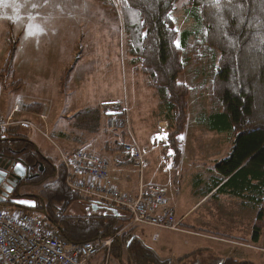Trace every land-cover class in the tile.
I'll return each instance as SVG.
<instances>
[{
  "label": "rangeland",
  "instance_id": "1",
  "mask_svg": "<svg viewBox=\"0 0 264 264\" xmlns=\"http://www.w3.org/2000/svg\"><path fill=\"white\" fill-rule=\"evenodd\" d=\"M186 3L187 0H181L175 14L180 32L193 27V22L184 13ZM118 4V0H0L2 70L12 61V75L7 76L0 110L8 114L16 105L18 111L32 105L42 106L40 115L44 118H32V126L21 127L19 132L29 137L36 146V152L50 159L56 167L62 164V154L86 149L109 162L119 157L118 161L130 170L121 151L123 144L130 142L132 136L142 149L151 151V166L145 174V182L171 185L176 189L181 186L180 216L190 207L200 204L193 214L195 219L202 221L205 217L210 222L206 226L214 232L213 235L237 238L245 244L255 222L253 209L239 210L240 199L236 198H228L230 202L222 204L214 203L213 199L201 203L206 185L215 178L216 163L227 159L233 148L230 137L212 131L206 120L210 112L207 80L203 72L206 61L198 64L194 56L179 78V83L188 87L190 96L187 125L178 138L177 158L169 140L168 123L162 120L156 91L148 86V78L127 54L126 34ZM15 83H21L16 90ZM107 101L120 104L125 110L124 116L121 120L104 117L100 132L93 136L83 135L87 145L78 148L73 140L80 134L78 138L70 136L75 135L73 116ZM112 123H115L114 128ZM160 127H166L163 133ZM152 141L155 145L160 142L153 153ZM164 142L169 146H164ZM114 146L122 147L121 151L108 157ZM170 151L175 153L176 167L165 172L166 165L162 159ZM19 192L24 196H37L40 187L23 186ZM212 206L223 214V220L214 214L216 210ZM88 210L75 204L68 208L67 214L80 216ZM189 226L183 223V232L195 234L196 231ZM130 236L138 238L160 260L171 264H177L192 247L186 245L185 241L190 237L185 233L153 227L138 226ZM154 236L159 239L156 243L153 242ZM260 241V244L252 243L251 247L264 250V235ZM198 243L200 249L207 251H195L179 264H218L227 256L223 252L232 249L218 242L201 240ZM104 258L101 252L93 264H103Z\"/></svg>",
  "mask_w": 264,
  "mask_h": 264
},
{
  "label": "trees",
  "instance_id": "2",
  "mask_svg": "<svg viewBox=\"0 0 264 264\" xmlns=\"http://www.w3.org/2000/svg\"><path fill=\"white\" fill-rule=\"evenodd\" d=\"M180 1L118 0L127 54L148 78V86L156 91L177 158L178 138L187 125L190 96L179 78L194 56L198 64L206 61L203 72L210 100L206 120L212 131L228 135L233 146L230 156L216 163L215 178L206 185V191L216 189L218 194L240 199L255 209L252 240L258 243L264 235V0H187L183 9L193 27L182 32L175 20ZM11 62L4 70L0 65L3 90L7 88V76L12 75ZM20 86L15 83V90ZM26 110L40 115L42 106L32 105ZM124 112L118 103L80 111L73 116V134L75 138L80 134L76 140L85 144L83 135H97L104 117L113 114L111 118L121 120ZM20 127L0 132V154L15 156L34 175L0 207L33 214L63 242L85 244L114 238L113 255L120 264H171L130 236L136 227L121 234L131 222L124 211L107 206L93 209L88 199L73 192L67 186L64 166L56 167L36 152L35 144L19 132ZM121 148L110 152L117 153ZM23 186L40 187V192L37 196L21 195L19 189ZM22 201L33 203L34 207L18 205ZM75 204L88 212L68 215V208ZM222 264L254 263L229 259Z\"/></svg>",
  "mask_w": 264,
  "mask_h": 264
},
{
  "label": "built area",
  "instance_id": "3",
  "mask_svg": "<svg viewBox=\"0 0 264 264\" xmlns=\"http://www.w3.org/2000/svg\"><path fill=\"white\" fill-rule=\"evenodd\" d=\"M19 125L32 126L16 120L14 115L7 117L0 113V132ZM114 127L115 123H112ZM165 128L160 127L162 133ZM130 139L123 144L121 156L131 169L120 170L138 175L140 186L137 193L123 191L112 176L116 170L111 162L86 149L61 155L67 173V186L92 205L112 207L128 214L131 222L121 234L138 226L182 232L173 188L171 185L145 182V174L151 166V151L142 149L132 136ZM159 143L155 145L152 141L153 151ZM164 143V146H169ZM174 158V151H170L162 159L166 165L165 172L176 167ZM9 211L0 207V264H93L101 252L105 256L103 264H119L113 255L114 238L85 244L63 242L33 214L21 209L11 210L14 211L12 213Z\"/></svg>",
  "mask_w": 264,
  "mask_h": 264
},
{
  "label": "crops",
  "instance_id": "4",
  "mask_svg": "<svg viewBox=\"0 0 264 264\" xmlns=\"http://www.w3.org/2000/svg\"><path fill=\"white\" fill-rule=\"evenodd\" d=\"M3 92H4V90H3L2 85L0 83V107H1V102H2V99H3ZM104 103H113V102L112 101L111 102L107 101V102H104ZM18 109H19L18 105H16L8 114L3 113L1 110H0L1 111L0 113L5 115V116H7V117H9L12 114H14L16 112V110H18ZM14 115H15L16 120H18L20 122H24L25 121V122L30 123L31 125H32V120H31L32 118H37V119H40V120L42 118H44V116L27 112L26 108L19 110ZM21 127H25V126H21ZM46 127L49 128L48 125H46ZM70 136H73L75 138V135H70ZM69 143H72V142L70 141ZM73 143H77L78 148H80L83 145L79 141H77L76 139L73 140ZM85 145H87V144H85ZM75 151L76 150H73V152H70L69 154H72ZM103 151H105V150H103ZM155 151H157V150L154 149V151H152V153L155 152ZM108 157H113L111 152H110V150H109ZM115 158L116 157L113 158L114 162L111 161V164H112V168L114 170H116L112 174L113 178L116 180V183L125 192L131 193V194L137 193L138 189H139V186H140V179H139L138 175L131 174V173H126V172L121 171L120 169H125L127 166H124L123 163L118 161L119 157L117 159H115ZM172 188H173V194L176 197L177 202H178L177 203L178 218L181 221V224L183 225V223H187L188 225H190L189 226L190 229H193V231H196L195 234H188L185 231L183 232V230H182V232H176V233H180V234L181 233H185V235L189 236L190 240H187L185 242H186L187 246L188 245L192 246L190 248L191 251L189 253H187L181 259H185V258L187 259L188 257H190L193 254H195V251L196 252L207 251L204 248H201V249L199 248V243L198 242L202 240V242L211 241V242L222 243V244H225L226 246H230L232 248V249H227V250H225V252H223L227 256L223 260L219 261L218 264H222L223 262H225L226 260H229V259L235 260V261H237L239 263L252 262V263L256 264L255 262H264V255H262V254H264V250L261 251L259 249H255V248L251 247V244L254 243L253 240H252V232H250L248 240H245V241H247V242H245V244L237 241V238H224L225 236L222 237L221 236L222 234L213 235L214 232L210 228H207V226H206V225H208L207 223H210L209 220H207V219L205 220V217H203V219L201 221V220H198L197 218L195 219L193 217L195 209L200 204H198L197 206L190 207L189 210L183 216H180V213H179V193H180V190H181V186L177 187V189H176L175 186H173ZM201 196H202L201 203L202 202H209V201H212V199H213L214 200L213 202L217 203V204L230 202V199H228V198H234V197H230V196H227V195H220V194L217 193L216 189L215 190L208 189V191L203 192L201 194ZM239 201H240L239 210H241V208L244 209V212H246L247 210H252V208H250V206L248 207V205L246 203H242V200H239ZM212 208L215 209L214 206H212ZM252 211L254 212V215H256V210L253 209ZM223 213L226 216V213H225L224 209H223ZM214 214L216 216H218L219 220H223L224 219V216H223L222 213H220V211L216 210V212H214ZM238 218H242V217L238 216ZM198 230L200 231V234L197 233ZM252 231H253V228H252ZM188 232H189V230H188ZM155 238H157V240H155ZM158 241H159L158 236H154L153 242L156 243ZM193 242H195V243H193ZM260 242L261 241H259L258 243H255V244H260ZM193 246H197V247H193ZM253 250H257L256 253L255 252L252 253ZM247 251H250V252H247ZM258 252H259L260 255L258 254ZM260 256H262V258ZM181 259H179V260H181ZM205 264H214V263H205Z\"/></svg>",
  "mask_w": 264,
  "mask_h": 264
},
{
  "label": "water",
  "instance_id": "5",
  "mask_svg": "<svg viewBox=\"0 0 264 264\" xmlns=\"http://www.w3.org/2000/svg\"><path fill=\"white\" fill-rule=\"evenodd\" d=\"M107 116H113L109 114ZM33 176L29 175L28 168L19 161L9 159L5 154H0V204H7V198L13 194L14 189L22 180H32ZM18 205H27L34 207L33 203L26 201L18 202ZM97 205L93 206L96 209Z\"/></svg>",
  "mask_w": 264,
  "mask_h": 264
},
{
  "label": "flooded vegetation",
  "instance_id": "6",
  "mask_svg": "<svg viewBox=\"0 0 264 264\" xmlns=\"http://www.w3.org/2000/svg\"><path fill=\"white\" fill-rule=\"evenodd\" d=\"M6 157H8L9 159H13L14 161H17V158H16L15 156H13V155H7V154H6ZM27 168H28V167H27ZM28 172H29V175H30V176H31V175H34V174H32L30 168H28ZM26 181H27V180H22V181L20 182V184L14 189V191L17 190V189L19 188V186H21V185H25V184H26ZM13 194H14V192H13ZM13 194L10 195L9 198H7V201H10V198L13 196Z\"/></svg>",
  "mask_w": 264,
  "mask_h": 264
},
{
  "label": "snow or ice",
  "instance_id": "7",
  "mask_svg": "<svg viewBox=\"0 0 264 264\" xmlns=\"http://www.w3.org/2000/svg\"><path fill=\"white\" fill-rule=\"evenodd\" d=\"M170 19H174V18H170ZM177 46H179V42H177Z\"/></svg>",
  "mask_w": 264,
  "mask_h": 264
}]
</instances>
